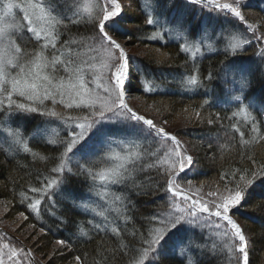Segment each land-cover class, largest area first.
Wrapping results in <instances>:
<instances>
[{
	"label": "snow or ice",
	"instance_id": "snow-or-ice-1",
	"mask_svg": "<svg viewBox=\"0 0 264 264\" xmlns=\"http://www.w3.org/2000/svg\"><path fill=\"white\" fill-rule=\"evenodd\" d=\"M246 6L245 0H144L140 10L144 25L153 29L147 39L163 41L167 35L192 61L191 73H182L178 79L184 91L205 88L199 59L206 54L226 57L219 72H209L205 79L220 80L226 102L238 109L228 119L243 116L252 125L253 138L264 139L252 115L257 105L246 96L253 70L238 62L256 44L260 47L255 55L264 61V33H259L260 25L246 19ZM178 7L183 11L178 12ZM125 8L121 0H0V136L33 159L53 164L41 186L29 189L38 198L21 193V203L27 199L28 213L39 216L46 201L45 212L55 217V198L64 197L70 178L82 179L87 193L74 198L72 207L102 218L100 224L88 223L98 232L119 238L114 255L123 264H205L206 260L225 264V247L230 257L227 264H249V239L233 216L257 180L264 183V165L258 170L222 173L224 183L214 191L204 193L203 186H193L187 177L194 157L178 135L167 129L168 121L149 118L128 103L134 79L141 81L146 94L159 91L161 85L145 79L144 68L120 42L121 36L131 40L123 29ZM70 26L90 35L62 41ZM203 95H208L207 89ZM259 110L264 123V101ZM36 115L47 119L26 134L24 122ZM196 117L201 118L199 112ZM54 122H59L60 130L53 127ZM207 123L214 121L209 118ZM232 127L243 140L244 132L235 124ZM33 139L58 154L33 150ZM145 173L154 175L138 182ZM133 193L158 194L165 210L143 216L142 226L126 233L125 241L119 223L126 226L132 220ZM19 215L28 219L24 212ZM78 232L77 239L87 236L79 225ZM56 243L68 247L65 240ZM75 259L79 264L81 258ZM0 264L40 262L31 249L4 243L0 244Z\"/></svg>",
	"mask_w": 264,
	"mask_h": 264
},
{
	"label": "trees",
	"instance_id": "trees-1",
	"mask_svg": "<svg viewBox=\"0 0 264 264\" xmlns=\"http://www.w3.org/2000/svg\"><path fill=\"white\" fill-rule=\"evenodd\" d=\"M245 2L247 6L243 8V11L246 19L250 23L260 25L259 33H264V0H245ZM121 3L126 6L123 29L128 36H131V40H128L127 36H121L120 42L126 41V48L139 47L148 50L153 48L159 51L158 54L146 52L142 53L141 56L128 52L130 56H135L141 67L144 68L145 79L161 85L159 89L161 92L146 94L141 90V81L134 79L127 98L129 99V95L133 94L142 99L145 102L144 109L150 113L170 114L167 118L168 123H171L177 115L183 112L192 113L190 123L192 126L175 128V131L172 132H175L180 139V136L187 137L195 149L192 151L194 154L190 153L194 157L195 164L187 177V179L192 181L193 186H203L204 193L214 191L218 184L222 185L224 183L220 179L222 173L227 172L230 174L237 169L258 170L260 165H264V139L253 138L256 134L251 132L252 125L245 118L234 117L231 120L228 119L238 109L235 106L226 107L227 102L223 95L224 86L220 80L213 79V81L209 82L205 79L207 73L219 72L220 63L226 57L222 54H208L204 59H199V76L204 79L205 88L196 91H184L175 78H179L185 72L191 73L192 61L190 58L181 53L177 43L167 35H165L163 41L147 39L153 29L143 23L140 9L144 0H121ZM127 5L131 6L127 7ZM177 11H183V8L178 7ZM134 26H137L138 30L131 29ZM83 35H90V33H87L83 28L70 26V31L66 32L61 37V40L79 39ZM248 35L251 36V33ZM31 46L29 45V47ZM259 47V44L249 47L247 51L238 57V62L250 65L253 70L251 86L247 90L246 96L257 105L256 110L252 111V115L257 117L260 135H264V123L260 122L261 113L259 110L261 102L264 101V61L259 60L255 55ZM73 48L75 49L76 46L73 45ZM79 50L83 55L85 49L81 48ZM186 60L188 63H186ZM144 87H147L146 83ZM206 89L208 91L207 96L203 95ZM205 99L209 100L207 105L203 103ZM245 103H248V100ZM155 104H158V109L154 108ZM48 106L51 107V104L49 103ZM57 110L63 111L59 106ZM197 112L201 115L200 119L196 117ZM72 114L76 115L78 113L73 112ZM217 114L220 117L219 120L216 119ZM209 118L214 123L208 124L207 119ZM46 119L36 115L25 121L26 134L33 132ZM233 124L244 132L243 140L232 127ZM53 127H57V130H60L59 122H54ZM222 132L232 135L224 148L202 141L205 137H214ZM198 140L202 142L199 144ZM244 141H248V143H244ZM30 146L33 150L45 155L55 156L58 154L53 147L41 143L39 139L31 140ZM253 160L256 163H252ZM52 166V162L46 164L38 159H33L29 154L18 151L15 146L10 145L7 140L0 136V202H3L7 208L12 212L14 210L18 215L21 212L28 215V219L25 220V226L29 227V229L36 231H40L41 228L45 229L42 236L33 237L35 240L32 239L31 234H28V232L21 233L16 230L14 235L17 239L13 237V232L7 226L8 224L13 228L15 223L11 217H6L4 221L7 224L0 223V228L9 234L0 232L2 244L9 243L11 246H25L31 249L40 264H42L41 259H46L48 261L46 264L67 262L78 264L75 259L76 256L81 258L79 264H123L120 256L118 254L114 255L119 238L107 231L98 232L88 223L89 220H92L94 224H100L102 223V218H94L92 214H85L78 208L72 207L74 198H82L87 193V184L82 179L70 178V183L64 189V197L55 198L57 203V209H53L56 212L55 217L45 212L46 201L41 204L39 216L28 213L26 208L28 201L26 199L24 203H21V193L32 199L38 198V194L31 193L29 189L31 187H40L44 177L50 175L49 170ZM149 175L154 174L145 173L138 177V182L143 183ZM248 192L249 194L246 196L245 201L242 202V206L234 210L233 218L241 225L246 237L249 239V264H264V183L257 180ZM130 195L136 205L135 209H132L129 213L132 216V220L126 226L122 222L119 223L122 234H125V241L129 239L126 233H130L134 228L142 226L141 218L143 216L154 211L165 210L164 207H161L164 202L158 199V194L137 196L133 193ZM153 200H156L157 203H152ZM100 203L101 205L103 204L102 202ZM98 210H103V208L101 207ZM57 217L65 222L60 223ZM78 225L87 233L86 237L77 239L79 234ZM57 240H65L68 242V247L65 249L62 247L53 249V246L57 244ZM219 243L223 244V241H219ZM53 250H55V255L52 254ZM64 250L68 251L67 254H64ZM223 257L225 264H227L230 257L226 247L223 249ZM5 258L7 259L6 256ZM167 264H178V262L169 261ZM205 264H215V261L206 260Z\"/></svg>",
	"mask_w": 264,
	"mask_h": 264
},
{
	"label": "rangeland",
	"instance_id": "rangeland-1",
	"mask_svg": "<svg viewBox=\"0 0 264 264\" xmlns=\"http://www.w3.org/2000/svg\"><path fill=\"white\" fill-rule=\"evenodd\" d=\"M222 2H223V0H222ZM227 2H231V1L229 0ZM131 29L138 30V27L137 26H134V27H131ZM121 43L126 44L127 42L126 41H124V42L121 41ZM126 50L129 53H131L133 55H137V56H141L142 53L144 54L146 52H150V54H156V53L158 54L159 53V51H157L156 49H153V48H150L148 50L146 48L127 47ZM161 53H163V52H161ZM175 79H176V82L178 83V79L179 78H175ZM159 92H161V91L159 90ZM128 103L130 105H133V107L137 108L141 113L147 114V116L149 118H155L157 121H162V120H165V119L168 120L167 118H168V116H170V114H168V113H165V114H159V113L158 114H155V113H152V112L150 113V112L146 111L144 109V103L145 102L142 101V99L136 97L133 94L132 95L131 94L129 95ZM230 105H234V104L233 103H230ZM154 108H157L158 109L159 108L158 104H155L154 105ZM240 117H243V116H240ZM191 120H192V113L189 114L188 112H183L182 114L177 115L176 118L171 123H168L167 129L172 132V131H175V128H180V127H182V128H188V126H192V125H190ZM231 136L232 135L231 134H228L227 132H222V133H220V134H218L217 136H214V137H211V136L205 137V139H202V141H204V142L206 141V142H209L211 145H215L217 147L224 148L225 147V144L229 141V139H231ZM180 137H181V140L185 143L186 147L188 148L189 154L190 153H193L192 151L195 150V149L192 147L191 141L187 137H185V136H180ZM198 141H199V144H200V142H202L201 140H198ZM6 217H11L12 218L13 222L15 223L13 228H11L4 221V218H6ZM0 223L1 224L2 223L7 224V226L10 228V230L13 232V237H15V238H17L14 235V233L16 232V230L17 231L19 230V232H21V233L28 232V234H31L32 239H33V237L35 238V236L40 237V236H42V234H44V233H41L40 231L32 230V229H29V227H26L25 226L26 221L22 217H20V215L16 214V212L14 210L12 212L9 208H7L3 202H0ZM11 235H12V233H11ZM28 239H29V237H28ZM33 240H35V239H33ZM0 244H2L1 241H0ZM60 247H62L63 249H65V247L60 246L58 244H55L53 246V249H57V248H60ZM67 252L68 251H65L64 254H67ZM52 256H51V258H52ZM45 258H46V256H45ZM5 260L7 261L6 258H5ZM41 262H42V264H46L48 261H46V259L45 260H42L41 259ZM59 264H72V263L67 262V263H59Z\"/></svg>",
	"mask_w": 264,
	"mask_h": 264
}]
</instances>
